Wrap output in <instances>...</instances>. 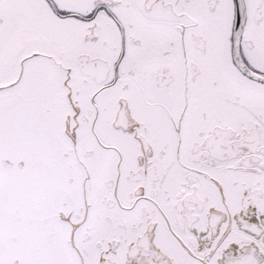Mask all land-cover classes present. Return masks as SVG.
Masks as SVG:
<instances>
[{"label":"snow or ice","instance_id":"snow-or-ice-1","mask_svg":"<svg viewBox=\"0 0 264 264\" xmlns=\"http://www.w3.org/2000/svg\"><path fill=\"white\" fill-rule=\"evenodd\" d=\"M0 264H264V0H0Z\"/></svg>","mask_w":264,"mask_h":264}]
</instances>
